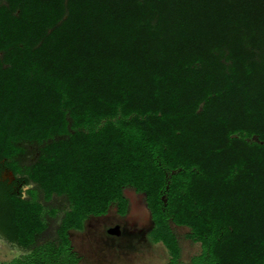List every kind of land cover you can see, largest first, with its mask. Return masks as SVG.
Here are the masks:
<instances>
[{
	"label": "trees",
	"instance_id": "16d2710c",
	"mask_svg": "<svg viewBox=\"0 0 264 264\" xmlns=\"http://www.w3.org/2000/svg\"><path fill=\"white\" fill-rule=\"evenodd\" d=\"M128 192L169 264L170 221L196 264H264V0H0L4 264L74 263L69 231ZM40 193L69 203L43 244Z\"/></svg>",
	"mask_w": 264,
	"mask_h": 264
},
{
	"label": "rangeland",
	"instance_id": "374dc122",
	"mask_svg": "<svg viewBox=\"0 0 264 264\" xmlns=\"http://www.w3.org/2000/svg\"><path fill=\"white\" fill-rule=\"evenodd\" d=\"M26 148L28 152L23 156V163L34 161L39 154L38 144L28 143ZM32 186L34 184L23 187V196L27 195L25 190ZM128 195L130 207L125 215L118 213L117 206L112 204L107 213L90 215L85 220L83 229L69 231L71 252L76 258L71 264H169L171 253L166 245L161 241L151 240L152 220L149 210L145 204L138 205V195L133 192H128ZM40 196L46 207L45 217L48 221V228L37 241L43 244L55 241L62 210L68 208L69 203L64 196H54L48 201L42 198L41 193ZM51 207L58 209L57 214L52 217L48 215ZM170 224L180 246L178 264H196L193 259L203 251L201 243L189 237L191 229L188 226L178 225L173 221ZM23 253L0 235V264Z\"/></svg>",
	"mask_w": 264,
	"mask_h": 264
},
{
	"label": "bare ground",
	"instance_id": "6f19581e",
	"mask_svg": "<svg viewBox=\"0 0 264 264\" xmlns=\"http://www.w3.org/2000/svg\"><path fill=\"white\" fill-rule=\"evenodd\" d=\"M139 204H140L141 206L144 205V202H143L142 199L138 200V205H139ZM135 208H136V206H135Z\"/></svg>",
	"mask_w": 264,
	"mask_h": 264
},
{
	"label": "flooded vegetation",
	"instance_id": "af4514ba",
	"mask_svg": "<svg viewBox=\"0 0 264 264\" xmlns=\"http://www.w3.org/2000/svg\"><path fill=\"white\" fill-rule=\"evenodd\" d=\"M3 176H6V174H5V173H3ZM27 185H29V184H27Z\"/></svg>",
	"mask_w": 264,
	"mask_h": 264
},
{
	"label": "water",
	"instance_id": "95a60500",
	"mask_svg": "<svg viewBox=\"0 0 264 264\" xmlns=\"http://www.w3.org/2000/svg\"><path fill=\"white\" fill-rule=\"evenodd\" d=\"M141 197V196H140Z\"/></svg>",
	"mask_w": 264,
	"mask_h": 264
}]
</instances>
